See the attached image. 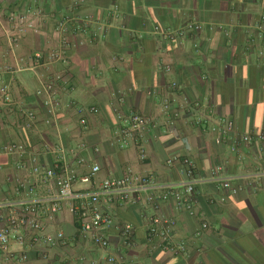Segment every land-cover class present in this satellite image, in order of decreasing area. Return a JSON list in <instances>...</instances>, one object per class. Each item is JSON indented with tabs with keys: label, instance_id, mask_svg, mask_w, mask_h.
<instances>
[{
	"label": "crops",
	"instance_id": "1",
	"mask_svg": "<svg viewBox=\"0 0 264 264\" xmlns=\"http://www.w3.org/2000/svg\"><path fill=\"white\" fill-rule=\"evenodd\" d=\"M3 4L7 10L41 11L42 17L40 33L19 36L13 45L0 24V94L6 87L10 96L9 103L0 97L2 199L14 197L20 183L33 184L39 196L55 194L54 182L42 181L19 165L28 159L30 166L33 155L51 162L47 149L57 146L65 148L66 165L77 176L75 192L95 191L104 180L129 172L179 187L187 179L185 160L193 164L198 179L191 210L168 199L156 212L147 195L135 202H102V210L114 218V226L101 231L110 242L108 249L95 245L91 233L81 232V221L63 203L54 218L40 219L46 236L62 232L63 242L39 247L25 264H44L42 254L75 264L81 258L84 264H107L110 255L124 264H264V142L259 138L264 134V25L258 27L264 0ZM67 19L68 44L63 45L54 31ZM190 23L201 30H188ZM156 28L182 31L183 36L169 40L155 33ZM52 51H62L63 60L34 66L35 53ZM165 65L170 72L162 69ZM57 76L62 80L54 81ZM51 81L54 114L44 104L45 85ZM132 113L144 118V126L139 144L131 141L123 148L122 118ZM226 121L231 131L225 129ZM244 136L250 141L244 142ZM14 143L27 147L23 159L5 152ZM140 147L145 161L140 160ZM96 165L100 171L91 178ZM152 193L161 196L164 191ZM156 213L173 222L174 240L185 243V255L163 250L159 240H147ZM127 224L129 244L120 233ZM7 262L0 253V264Z\"/></svg>",
	"mask_w": 264,
	"mask_h": 264
},
{
	"label": "built area",
	"instance_id": "2",
	"mask_svg": "<svg viewBox=\"0 0 264 264\" xmlns=\"http://www.w3.org/2000/svg\"><path fill=\"white\" fill-rule=\"evenodd\" d=\"M42 17L41 11L32 9L7 10L0 0V24L3 26L7 41L13 45L19 36L29 32L40 33L39 21ZM264 25V16H262L259 29ZM188 30L200 31L201 26L190 23L187 25ZM68 19L57 23L54 31L55 36H61L63 45L68 44ZM155 33L163 35L164 38L173 40L177 36H183V32L162 31L155 29ZM64 58L62 51H52L47 55L37 52L32 56L34 66L45 64H53L62 61ZM166 72L171 71V67L165 65L162 67ZM0 70V76H1ZM1 79V77H0ZM61 76H57L54 81H61ZM54 81L45 85V92L48 98L45 100V106L49 107L51 113H55V106L52 96L54 95ZM172 89H177V84H172ZM1 100L5 103L10 102V96L6 87L1 88ZM170 101H164L165 109H169ZM91 112L97 113V109ZM33 117V114H30ZM125 125L120 129V144L123 148H127L131 141L137 144L138 136L142 132L144 126V118L139 114L132 113L127 118H122ZM201 122V120H199ZM198 121V122H199ZM204 121H209L205 117ZM199 122V123H200ZM85 124V121H83ZM227 131L232 130L230 122H224ZM215 130V128H214ZM264 142V134L259 136ZM244 142H249L250 137L244 136ZM5 152L12 155H18L24 158L27 147L24 144H9L4 148ZM47 153L51 156V162H43L39 155H33L29 158L30 166L23 161L19 167L23 170L31 169V173L41 178L45 182H54L57 189L56 193L49 196H39L35 191L33 184L20 183L14 191V197H0V253L8 258L7 264H25L31 262V256L38 251L41 246L57 247L64 240V234L59 232L54 238H48L45 233L44 225L41 223V217L46 216L48 219L54 218L63 209V203H69V212L76 216L80 222V230L83 234H92V241L95 245L102 249H108L109 240L102 235V230H109L114 226V218L110 213L102 210V202L111 205L118 201L139 200L142 195L148 196V201L153 209L157 212L162 201L172 199L176 206L180 209H192L193 196L195 186L198 179L195 177V168L193 164L187 160L183 161L186 166L185 174L187 179L177 186L159 185L153 176H142L129 172L119 177L106 179L99 184L97 189L92 192H75L73 190L77 176L75 172L67 167V153L62 146L48 147ZM146 152L140 147V160H146ZM172 164V160L168 162ZM100 171L98 165L92 168L90 177L93 178ZM161 189L163 195L155 196L152 192ZM180 190V191H179ZM25 195V197H22ZM171 220L164 219L157 213L152 217L150 228L148 230L147 240L153 242L160 241L163 250L174 255H185L187 253L186 245L183 241L176 242L172 234ZM207 224L202 225L203 229L207 228ZM122 238L126 244H129L131 236V226L125 225L120 228ZM17 246L18 251L12 247ZM44 264H75L72 260L54 261L47 257L46 254L41 255ZM84 258L80 259V264H84ZM107 264H124L123 261L110 255L106 258Z\"/></svg>",
	"mask_w": 264,
	"mask_h": 264
}]
</instances>
